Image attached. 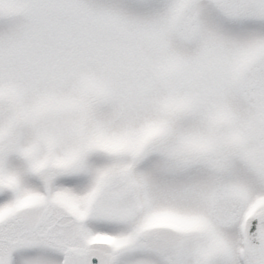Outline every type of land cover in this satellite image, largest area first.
I'll return each mask as SVG.
<instances>
[{"label": "snow or ice", "instance_id": "1", "mask_svg": "<svg viewBox=\"0 0 264 264\" xmlns=\"http://www.w3.org/2000/svg\"><path fill=\"white\" fill-rule=\"evenodd\" d=\"M0 264H264V0H0Z\"/></svg>", "mask_w": 264, "mask_h": 264}]
</instances>
